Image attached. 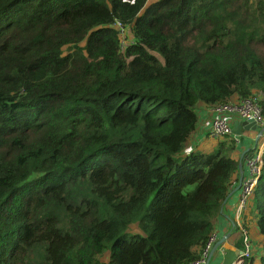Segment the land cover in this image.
Wrapping results in <instances>:
<instances>
[{
  "label": "trees",
  "instance_id": "trees-1",
  "mask_svg": "<svg viewBox=\"0 0 264 264\" xmlns=\"http://www.w3.org/2000/svg\"><path fill=\"white\" fill-rule=\"evenodd\" d=\"M258 95L264 0H0V264L196 259L240 165L196 106ZM247 202L264 264V144Z\"/></svg>",
  "mask_w": 264,
  "mask_h": 264
},
{
  "label": "built area",
  "instance_id": "built-area-1",
  "mask_svg": "<svg viewBox=\"0 0 264 264\" xmlns=\"http://www.w3.org/2000/svg\"><path fill=\"white\" fill-rule=\"evenodd\" d=\"M114 25L120 32L122 27L119 21H115ZM259 98V95L253 98L235 97L229 99L228 101L214 103L209 106L211 116L209 119L208 134L211 139L229 135L231 136L233 142H237V135H232L230 131V125L227 121L228 115H236L242 120L250 119L258 128L262 130L260 134L256 135L257 139H260L257 149L255 147L254 149L256 150L254 152L247 150L241 153V163L245 167L247 174L241 179L239 193L233 208L234 220L241 236L238 254L229 264H242L243 259L250 257V246L246 238L245 230L240 225V215L257 182L261 167V150L264 144V121L261 115V108L258 103ZM215 240V233L211 232L207 237L199 256L196 259L184 264H206L209 249ZM220 251L223 252L222 249H220Z\"/></svg>",
  "mask_w": 264,
  "mask_h": 264
},
{
  "label": "crops",
  "instance_id": "crops-1",
  "mask_svg": "<svg viewBox=\"0 0 264 264\" xmlns=\"http://www.w3.org/2000/svg\"><path fill=\"white\" fill-rule=\"evenodd\" d=\"M231 98H235L232 96ZM196 112V123L193 133L190 135L189 140L186 143V149H192L191 147H195L196 149H200L203 151H207L213 145V139L209 137L208 130H209V119L211 113L209 111V107H206L202 104H198L195 109ZM239 117L236 115H228L227 121L231 127L232 123L235 121H240ZM233 135V134H232ZM257 132L254 133H247L244 129L240 128L239 134L237 135V142H233L235 145L234 151L231 153L233 157H236L240 161V167L242 172V178L246 176V169L241 163V153L247 151L248 149H252L254 146L257 149V145L260 139H256L255 137ZM254 147V148H255ZM254 149L252 152H254ZM235 181L233 182L230 193L234 189L237 184L238 179V172L235 175ZM239 193V189L233 191L221 209V213L213 219V232L215 233L216 241L222 239L220 245L216 247L213 255L210 256L208 262L206 264H221L222 258L226 250L239 249V234L236 228L233 226V222L235 223L234 216H233V206L236 203L237 196ZM242 225L244 229L247 230V236L250 240V255L254 259V262H257L258 256L260 254V236L256 232L254 220L252 214L250 213V203L247 202L244 212L241 215ZM236 224V223H235ZM223 250V252L220 251ZM214 258L212 259V257Z\"/></svg>",
  "mask_w": 264,
  "mask_h": 264
},
{
  "label": "water",
  "instance_id": "water-1",
  "mask_svg": "<svg viewBox=\"0 0 264 264\" xmlns=\"http://www.w3.org/2000/svg\"><path fill=\"white\" fill-rule=\"evenodd\" d=\"M240 128L244 129V130H252V131H256L257 134L261 133V129L258 128L255 123L250 120V119H243L240 121H235L232 123L231 127H230V131L232 134L234 135H238L239 134V130ZM257 139V137L255 138V140ZM241 179H242V172H241V167L239 165L238 167V179H237V184L234 187V189L231 191V193L237 189H239L240 187V183H241ZM230 192L227 193L226 198L231 194ZM225 201V200H224ZM222 239H219L218 241L214 242L211 246V248L209 249L207 258H206V263L208 262L210 256L212 255V253L214 252V250L216 249V247L218 245H220ZM238 251L237 250H233V249H228L226 250L224 257L222 258L221 264H229L231 261H233L235 259V257L237 256Z\"/></svg>",
  "mask_w": 264,
  "mask_h": 264
},
{
  "label": "rangeland",
  "instance_id": "rangeland-1",
  "mask_svg": "<svg viewBox=\"0 0 264 264\" xmlns=\"http://www.w3.org/2000/svg\"><path fill=\"white\" fill-rule=\"evenodd\" d=\"M121 24V23H120ZM121 27H122V29H121V31H120V33H122L121 34V37H123L122 39H121V42L123 43V44H125L126 43V41L129 39L128 38V36H127V29L126 28H124L123 27V25L121 24ZM66 48H64L63 50H65ZM151 53L157 58V60L159 61V62H162V58H161V56H160V54L159 53H157L156 51H151ZM259 97H264V96H262V95H259ZM244 131H246L247 133H254V131H252V130H244ZM221 138H223V137H221ZM189 188V186H187L185 189H188ZM213 255V254H212ZM107 256H108V249H104L101 253H100V255L98 256V259H99V264H106L107 263ZM214 258V256L212 257V259Z\"/></svg>",
  "mask_w": 264,
  "mask_h": 264
}]
</instances>
